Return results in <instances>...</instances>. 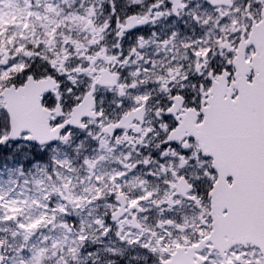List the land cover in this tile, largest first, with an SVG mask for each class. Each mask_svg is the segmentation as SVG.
I'll return each mask as SVG.
<instances>
[{"label":"flooded vegetation","instance_id":"obj_1","mask_svg":"<svg viewBox=\"0 0 264 264\" xmlns=\"http://www.w3.org/2000/svg\"><path fill=\"white\" fill-rule=\"evenodd\" d=\"M9 2L11 5H7ZM104 2L105 0H31L29 3V0H6L3 11L0 12V35L4 38L12 33L16 38V42L11 46L15 58L22 60L25 57L38 56L42 59L51 57L49 62L58 72L68 71L76 76L87 77L91 81L87 84V91L80 103L70 112L65 108L64 120V124L72 125L78 130L90 128V133L85 136L82 143L76 144L68 159L51 161L50 174L45 175L39 184L33 182L24 195L36 196L44 203L53 201L55 217L51 213L44 214L43 217L45 226L51 233L50 240L60 234V228L69 229L72 232L71 237H75V241L70 242L64 239L61 249L60 246L52 247L56 253L61 251L62 254L66 253L68 257H73L61 264H74V261L84 264L79 254L80 248L84 246L85 239L91 244L96 241L98 235L101 238L107 234L108 229L104 228L105 221L113 226L114 234L118 238L124 234L125 239L131 235L134 240L140 236L153 240L159 254L170 256L168 260H162L161 264H181L188 258L193 248L201 247L208 240L213 241V246L219 249L222 255L223 250L231 245L233 239L224 231L214 229L213 216L224 218L227 214L224 209L217 214L212 213V195L216 183L212 185L208 202L203 207L196 205L199 211L185 207L180 210L179 216L170 213L168 209L173 203V195L178 194L182 197L186 186L182 178L169 176L163 179L171 166L160 167L156 159L150 157V151L159 145L153 144L149 149L147 145L151 141H146L144 137L150 130V125L141 127V120L146 114L143 108L146 100L143 96H137L136 91L142 85L153 83L164 85L166 81L174 79L181 72L178 65L186 47L182 39L169 37L167 41L157 43L155 37L148 35L147 42L141 49V42L145 37L139 34L135 38L126 37L125 33L138 25L146 24L150 34L153 31L151 23L154 20L160 16L172 15L174 12L153 11L163 4L164 0H158L157 4H151L149 0H117L121 8L118 13L121 19L117 21L113 18V26L109 28V16L102 14L101 9ZM111 2L112 0H107L109 5ZM210 4L214 7L199 10V25L202 28L207 26L205 38L212 36V47L221 46L234 52L230 61L234 68V78L229 83L227 74L222 73L212 80L208 90V107L202 109L205 113L208 112L211 89L215 84H226L229 94L235 90L232 86L236 82L235 59L239 56V48L247 41L252 28L260 22L264 10L262 7L259 13L255 9L249 13L248 6L243 4V0H210ZM173 8L177 9L178 5L174 3ZM222 20L225 21L223 24L220 23ZM248 20L251 21L250 25L247 23ZM159 27L164 28V23L161 22ZM10 28H16L17 31L14 32ZM237 32L239 35L235 40L238 42L233 48L229 37ZM213 34H218L219 38ZM37 46H40L39 51ZM1 47L3 51H0V69H3L12 60L5 56V46L2 44ZM253 53L252 48L245 58L244 52V60L248 64ZM145 65L148 66L147 69ZM26 67L24 63L18 62L7 71L0 70V92L8 87H13L17 91L25 84L29 85L28 94L32 101L29 104L25 103L24 106L29 107L30 120L35 123L29 128H33L34 138L46 141L63 127L62 124L56 125L55 128L49 125V110L42 101L44 94L56 87L54 81L47 77L36 80L28 77L22 85L20 81H16L20 86L14 87L9 84L8 87H4L12 77L19 75ZM247 70L245 76L249 82L248 77L251 75L252 79L254 72L251 66L247 67ZM94 86L99 87L101 96L114 92L118 100L121 93H125L123 99L126 105L119 108L118 112L112 109L110 103L105 102L107 114L99 123L95 122L101 119V113L94 111V105L99 106L98 101L92 96ZM159 91L160 89H157L153 95ZM53 95H56L55 91ZM226 98L228 97L223 96L221 99ZM0 101L3 106V101L1 99ZM136 104L140 107H135ZM178 106L177 103L174 107ZM52 114H59L58 96L57 106L52 108ZM195 118L194 111H184L179 127L169 134V139L187 136L199 129H203L204 132L206 130L204 120L197 126L194 124ZM83 121L86 123L82 128ZM203 132L196 141L199 150L206 140ZM74 138L75 136L69 135L64 137L66 140ZM152 139L155 140V137ZM140 146H143V152ZM227 184L231 185L228 182ZM141 204L145 207L138 208ZM161 205L167 207L161 208ZM65 206L77 219L83 215L84 221H92V227L88 230L86 223H79L74 227L71 220L65 222L62 215ZM38 207L44 213L42 205L35 201L34 208ZM248 215L245 209V216ZM167 216L172 218L169 219ZM92 217L98 219L94 220ZM208 217L211 218L208 230L200 231V226ZM12 223L16 224V229L24 232V228L17 220L13 219ZM259 224L258 222L257 226ZM245 227L241 226L240 232L235 233L242 235L237 244L264 243L256 237L248 238L256 227L251 226L253 229ZM101 229L103 233L100 234ZM185 229L188 230L187 235L184 234ZM158 233H163V236L156 239ZM193 233L203 239L189 246ZM165 238L167 242L161 247V242Z\"/></svg>","mask_w":264,"mask_h":264},{"label":"snow or ice","instance_id":"obj_2","mask_svg":"<svg viewBox=\"0 0 264 264\" xmlns=\"http://www.w3.org/2000/svg\"><path fill=\"white\" fill-rule=\"evenodd\" d=\"M5 3L6 0H0V12L3 11ZM29 3H31V0H29ZM149 3L157 4L158 0H149ZM174 3L178 5L177 9L173 8ZM243 4L248 6L249 13L253 9L259 13V10L264 7V0H243ZM205 7H214V5L210 4V0H164L163 4L154 8L153 11L157 13L173 11L174 14L160 16L159 19L154 20L151 23L153 31L150 34L146 24L138 25L125 33L126 37L135 38L138 34L145 37L141 42V49H143L144 43L147 42L148 35L155 37L157 43L167 41L169 37L182 39L185 43L186 51L178 65L181 72L174 79L166 81L164 85L159 83L142 85L136 91L137 96H143L146 100L143 105L146 114L141 120V127L150 125V130L144 137L146 141H151L147 147L151 149L153 144L159 145L155 150L150 151V157L156 159L160 167L167 168L169 165L171 166L170 170L165 172L163 179H167L169 176L177 179L182 178L186 186L185 194L182 197L178 194L173 195V203L168 209L170 213L177 216H179L180 210L185 209V207L199 211L196 205L199 204L203 207L208 202L212 185L217 182L219 174L215 168L211 167V155L203 153L196 147L197 137L201 135L203 129L177 139H169V134L179 127L184 111H194L196 113L194 124L200 125L206 115L202 109L208 107V90L212 85V80L222 73L227 74L229 83L234 78V68L230 63L234 52L221 46L212 47V36L209 35L207 39L205 38L207 26L205 25L202 28L199 25V10ZM101 9L102 14L109 16V28L113 26V18L120 21L121 17L118 13L121 8L118 6L117 0H112L110 5L105 0L101 5ZM135 14L132 13V15ZM149 16H151V13H149ZM253 19H255V16ZM161 22L164 23V28L159 27ZM224 22L222 20L220 23L223 24ZM247 23L250 25L251 21L248 20ZM246 34L247 32L245 36ZM213 35H216L217 39L219 38L218 34ZM238 35L237 32L229 37V42L233 48L235 43L238 42L235 40ZM39 48L40 46H37V51H39ZM250 49H252L251 45L245 49V58H247ZM50 60L51 57L42 59L38 56L25 57L22 60L14 58L3 69H0L7 71L9 67L16 65L18 62L27 65L23 72L12 77L4 87H8L9 84L14 87L20 86L28 77L33 80L47 77L54 81L56 87L54 90L50 89L46 92L42 101L49 110V125L52 128H55L56 125H63L51 139L46 141L37 140L33 137L31 129L17 132L13 127L9 111L0 107V197L4 199L23 196L30 189L33 182L41 183L45 175L50 174L51 161L68 159L76 144L78 142L82 143L85 136L91 131L90 128H83L86 121L82 122L81 127L83 130L64 124L66 118L65 108L70 112L76 104L80 103L87 91V84L91 82L90 79L76 76L68 71L58 72L49 62ZM65 67L67 68V65ZM145 68L147 69L148 66L145 65ZM248 80L251 82V75H249ZM16 81H20V85H17ZM127 83L126 80L125 84ZM94 89L92 92L93 99L99 103V106L94 105V111L101 113V119L96 120V123L101 122L102 117L107 114L104 107L105 102L110 103L112 109L117 112L119 108L126 105V101L123 99L125 93L122 92L118 100L114 92L101 96L99 87L94 86ZM157 89H160V91L153 95ZM53 91L56 95H53ZM239 95L238 90H233L228 94L229 103ZM57 96L59 98V114L54 115L52 114V108L57 106ZM177 103L179 106L174 107ZM135 107L139 108L140 105L136 104ZM261 107L262 113H264V102H262ZM238 109L239 105L230 104L231 112L234 113ZM66 135L75 136V138L66 140L64 139ZM153 137H155V140L152 139ZM231 139L237 144L249 143L256 145L259 153L261 182L264 184V119L261 120L253 135H235ZM140 147L143 152V146ZM224 179L229 184L234 179L243 180L244 174L241 167L234 166L232 174ZM31 199L42 205L45 215L51 213L55 217L56 210L52 206V200L44 203L36 196H32ZM143 207H145L144 204L138 205V208ZM165 207L167 206L161 205V208ZM35 211L39 212L41 208L38 207ZM148 211L154 210L148 209ZM62 215L65 217V222L71 220L74 227L85 222L83 215L77 219L68 212L66 206ZM3 216L4 213L0 211V218ZM167 218L171 219L172 217L167 216ZM17 223H22L20 218H17ZM53 223H55V219ZM210 223L211 218L208 217L205 219V223L200 226V231L208 230L207 226ZM15 228L16 224L0 223V230L14 231ZM104 228H107L108 231L105 236L100 238L99 244H89L85 239V244L80 248L79 253L84 260V264H161L162 260L170 258L169 255H161L156 251L153 240H148L144 236L134 240L131 235L125 239L124 234H121L118 238L114 234L113 226L108 221L104 222ZM187 232L188 230L185 229L184 234L187 235ZM161 236H163V233H158L156 239ZM18 239L17 237V241ZM201 239L203 237H198L193 233L192 238L189 240V246L196 244ZM5 240H7L8 245L13 243L6 235H0V264H18V261L22 262L27 258L26 251H21L19 256L12 251H8L7 246L4 244ZM164 242H167V238L161 242V247ZM233 257H239V259H233ZM181 264H264V243L259 245L249 243L232 244L223 250L221 255V251L213 246V241L208 240L201 247L193 248L192 252L188 254V258Z\"/></svg>","mask_w":264,"mask_h":264},{"label":"water","instance_id":"obj_3","mask_svg":"<svg viewBox=\"0 0 264 264\" xmlns=\"http://www.w3.org/2000/svg\"><path fill=\"white\" fill-rule=\"evenodd\" d=\"M261 18V21L252 28L248 40L241 46L239 56L235 59L234 66L237 70L235 87L240 95L229 103L228 99L218 101L215 97L217 94L228 97L226 86L225 90H222L221 86H214L211 91L213 98L210 100L208 116L210 129L206 133L204 144L201 145L203 153L211 155L213 168L219 174L212 195V213L217 214L223 209L227 213L224 218L213 216L214 229L224 231L230 238L235 237L231 245L242 239V236L235 235L236 232H240L241 226L253 229L258 222L260 224L248 238L256 237L264 242V184L261 182L259 153L255 144H237L231 139L235 135H253L264 119L261 107L264 102V10ZM249 45L255 49L251 60L254 71L251 83H247L244 77L248 73L246 69L248 64L244 63V52ZM239 72L241 77L238 75ZM27 87L25 84L24 88L17 91L11 87L0 94L4 97L5 109L9 111L16 130L20 124L35 125L29 119L30 113L22 112L17 105L18 99L22 98ZM230 104L239 105L238 111L231 112ZM29 129L34 133L33 128ZM237 165L241 167L244 179H234L231 185H228L224 178L231 175L233 167ZM245 209L249 214L247 217Z\"/></svg>","mask_w":264,"mask_h":264},{"label":"rangeland","instance_id":"obj_4","mask_svg":"<svg viewBox=\"0 0 264 264\" xmlns=\"http://www.w3.org/2000/svg\"><path fill=\"white\" fill-rule=\"evenodd\" d=\"M7 5H11V3L9 2ZM10 30L17 31L16 28H10ZM15 40L16 38L12 33L4 36V38L0 35V47L2 44L5 46V56L11 60L15 58V54L11 50V46L16 42ZM0 51H3L2 47ZM12 54L14 55L13 57ZM0 107H3L1 101ZM34 204L35 200L25 195L7 199L0 197V211L4 213V216L0 218V223H12L13 219L17 220V218H20L22 223H19V225L24 228V232H19L16 228L14 231H8V229L0 230V235H6L13 241L11 245H8L7 240L4 241L7 250L14 252L17 256L20 255L21 251H26L28 254L27 258L22 262L18 261V264H61L67 259H72L73 257H68L66 253L62 254L61 251L56 253L52 250L53 246L58 248L60 246L61 249L64 239H67V242L75 241V237H71L72 232L67 228H60V234L55 239L50 240L51 233L47 230L45 221H43L44 213L42 211L36 212L35 209L37 208H34ZM93 219H98V217ZM83 223L87 224L88 230L92 227V221L86 220ZM99 233H103V230L99 231ZM17 237L19 238L18 241ZM99 239L100 236L98 235V238L93 243H99Z\"/></svg>","mask_w":264,"mask_h":264},{"label":"bare ground","instance_id":"obj_5","mask_svg":"<svg viewBox=\"0 0 264 264\" xmlns=\"http://www.w3.org/2000/svg\"><path fill=\"white\" fill-rule=\"evenodd\" d=\"M236 236H242L241 234H235ZM232 238V237H231ZM235 237H233L232 239L234 240Z\"/></svg>","mask_w":264,"mask_h":264},{"label":"trees","instance_id":"obj_6","mask_svg":"<svg viewBox=\"0 0 264 264\" xmlns=\"http://www.w3.org/2000/svg\"><path fill=\"white\" fill-rule=\"evenodd\" d=\"M74 264H80L78 261H74Z\"/></svg>","mask_w":264,"mask_h":264}]
</instances>
